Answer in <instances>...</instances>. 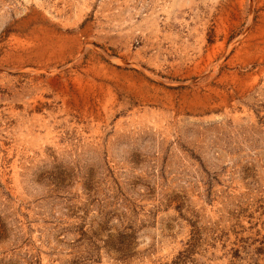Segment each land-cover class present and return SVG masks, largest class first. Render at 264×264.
I'll use <instances>...</instances> for the list:
<instances>
[{"label":"rangeland","instance_id":"1","mask_svg":"<svg viewBox=\"0 0 264 264\" xmlns=\"http://www.w3.org/2000/svg\"><path fill=\"white\" fill-rule=\"evenodd\" d=\"M0 264H264V0H0Z\"/></svg>","mask_w":264,"mask_h":264}]
</instances>
